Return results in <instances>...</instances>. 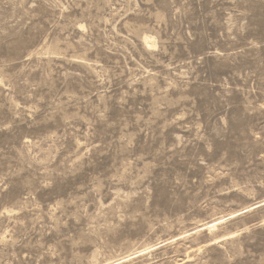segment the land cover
Returning <instances> with one entry per match:
<instances>
[{
    "label": "rangeland",
    "instance_id": "1",
    "mask_svg": "<svg viewBox=\"0 0 264 264\" xmlns=\"http://www.w3.org/2000/svg\"><path fill=\"white\" fill-rule=\"evenodd\" d=\"M261 201L264 0H0V264H264Z\"/></svg>",
    "mask_w": 264,
    "mask_h": 264
},
{
    "label": "bare ground",
    "instance_id": "2",
    "mask_svg": "<svg viewBox=\"0 0 264 264\" xmlns=\"http://www.w3.org/2000/svg\"><path fill=\"white\" fill-rule=\"evenodd\" d=\"M145 41H146L148 44L151 43V42L148 40V37H145ZM260 205H264V201L258 202L257 204H254V205H251V206L245 208L244 211H245V210H253V209L255 210V208H257V207L260 206ZM244 211H242V212L232 213V214L229 215V217H224V216H223V217H220V218H216L215 220H213V221H211V222L204 223L205 225H202V228H199L198 230H201V231H202L203 228H207L208 230L213 231L214 229H216L218 223H221V222L225 221L226 218L235 217V216H237V215H239V214H241V213L243 214ZM205 222H206V221H205ZM217 228H218V227H217ZM208 230H207V231H208ZM214 231H215V230H214ZM196 232H198V231H196ZM230 236H232V235H230ZM212 240H213V239H212ZM217 240H218V239H217ZM217 240H215V241H217ZM212 242H214V241H212Z\"/></svg>",
    "mask_w": 264,
    "mask_h": 264
}]
</instances>
